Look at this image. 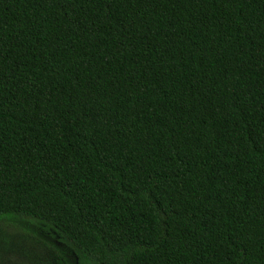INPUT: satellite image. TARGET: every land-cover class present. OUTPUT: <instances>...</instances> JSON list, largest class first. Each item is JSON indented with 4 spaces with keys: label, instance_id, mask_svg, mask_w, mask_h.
Masks as SVG:
<instances>
[{
    "label": "trees",
    "instance_id": "1",
    "mask_svg": "<svg viewBox=\"0 0 264 264\" xmlns=\"http://www.w3.org/2000/svg\"><path fill=\"white\" fill-rule=\"evenodd\" d=\"M2 222L36 264H264V0H0Z\"/></svg>",
    "mask_w": 264,
    "mask_h": 264
},
{
    "label": "rangeland",
    "instance_id": "2",
    "mask_svg": "<svg viewBox=\"0 0 264 264\" xmlns=\"http://www.w3.org/2000/svg\"><path fill=\"white\" fill-rule=\"evenodd\" d=\"M9 224V222L0 223V227L7 231L9 241L6 249L0 252V264H36L35 256L45 250V246L39 244L37 239L47 245L51 244V241L43 233L24 227L20 228L18 224ZM52 246L59 251H65L69 260L74 259V254L62 240L54 239Z\"/></svg>",
    "mask_w": 264,
    "mask_h": 264
}]
</instances>
